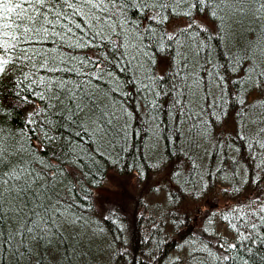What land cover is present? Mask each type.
Segmentation results:
<instances>
[{"label":"trees","instance_id":"trees-1","mask_svg":"<svg viewBox=\"0 0 264 264\" xmlns=\"http://www.w3.org/2000/svg\"><path fill=\"white\" fill-rule=\"evenodd\" d=\"M16 12L0 169L32 176L4 186L0 264H264L261 0Z\"/></svg>","mask_w":264,"mask_h":264},{"label":"snow or ice","instance_id":"snow-or-ice-1","mask_svg":"<svg viewBox=\"0 0 264 264\" xmlns=\"http://www.w3.org/2000/svg\"><path fill=\"white\" fill-rule=\"evenodd\" d=\"M50 0H19V2H17V0H0V31H4L10 27H12L13 25H15L17 28L20 26V23H23V20L21 19V17L24 15L23 12H16V9H22L24 3H29V4H36V5H40L41 7H43L46 3H49ZM56 2H59V0H56ZM63 2L65 4L69 3V0H63ZM79 2L84 3V4H88L91 3L93 5L96 4L97 0H79ZM100 3H103L104 0H99ZM114 2V0H113ZM203 2V0H197V6L199 7V5ZM261 7L264 8V0H261ZM13 14H15V19H13ZM38 15V13H37ZM27 19L30 22H35L36 17L34 15H30L27 17ZM17 21H19V23H17ZM189 26H191V24H189ZM32 28L29 27H25L24 28V32H30L32 31ZM5 35H8L7 32H5ZM13 39H15V36L13 34L12 36ZM0 47H3L2 44H0ZM8 61H0V73H3L4 71V65L7 64ZM7 152V149L4 147V140H3V129L0 128V165L3 164V159L4 156ZM49 167H51L49 165ZM27 173L29 176H32V173L29 171L28 168H22L20 169L19 172H13L12 170L8 171V179H15L18 178L21 174ZM33 181H35L37 178L36 177H32ZM8 179H5L4 177V170L0 169V224H2L3 221V217H4V202H3V197H4V186L8 183ZM22 192H24V189L21 190ZM28 232H31L32 229L29 228L27 230ZM13 239V236L9 235L7 239L3 238V234L2 232H0V247H3L4 244L8 243L10 240Z\"/></svg>","mask_w":264,"mask_h":264},{"label":"rangeland","instance_id":"rangeland-1","mask_svg":"<svg viewBox=\"0 0 264 264\" xmlns=\"http://www.w3.org/2000/svg\"><path fill=\"white\" fill-rule=\"evenodd\" d=\"M162 176L161 175H157V177L156 178H158V179H156V185L158 186V184L160 183V181H161V178ZM160 178V179H159ZM106 187H108V188H112L111 187V185L107 182L106 184H104ZM129 190V189H128ZM135 191V189H134V187H132L131 188V190H130V192H134ZM156 199H158V198H156ZM157 203H161L160 201H157ZM218 228H223V227H221V226H219ZM186 252H187V248L183 245V244H180V245H178L177 247H176V249L175 250H173V251H171L169 254H168V259H170V260H172V259H174L175 261H176V259L178 258V257H180V256H184L185 254H186Z\"/></svg>","mask_w":264,"mask_h":264},{"label":"bare ground","instance_id":"bare-ground-1","mask_svg":"<svg viewBox=\"0 0 264 264\" xmlns=\"http://www.w3.org/2000/svg\"><path fill=\"white\" fill-rule=\"evenodd\" d=\"M161 62V61H160Z\"/></svg>","mask_w":264,"mask_h":264}]
</instances>
